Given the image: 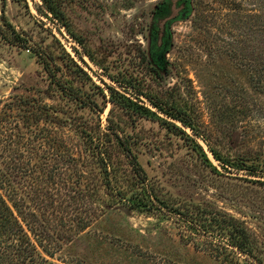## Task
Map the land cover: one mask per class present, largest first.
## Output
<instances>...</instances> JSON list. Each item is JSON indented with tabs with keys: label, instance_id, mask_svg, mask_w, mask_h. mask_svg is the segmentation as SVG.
Segmentation results:
<instances>
[{
	"label": "rangeland",
	"instance_id": "1",
	"mask_svg": "<svg viewBox=\"0 0 264 264\" xmlns=\"http://www.w3.org/2000/svg\"><path fill=\"white\" fill-rule=\"evenodd\" d=\"M64 9L73 36L41 0H0V25L9 22L31 47L0 35V99L31 94L64 103L44 60L56 80L97 103L75 110L82 119L102 127L111 119L133 136V152L169 207L204 211L206 220L233 217L252 249L238 253L224 235L210 240L171 210L118 203L53 256L42 252V264H264V173L224 170L206 145L264 168V91L248 67L263 41V0H64ZM109 87L181 127L216 170L181 132L112 104ZM149 101L191 117L198 134Z\"/></svg>",
	"mask_w": 264,
	"mask_h": 264
},
{
	"label": "trees",
	"instance_id": "2",
	"mask_svg": "<svg viewBox=\"0 0 264 264\" xmlns=\"http://www.w3.org/2000/svg\"><path fill=\"white\" fill-rule=\"evenodd\" d=\"M41 2L51 19L73 36L64 0ZM261 18L263 41L257 55L253 50L249 52L248 67L251 73L257 71L258 76L251 78L264 91V0ZM4 25L5 28L0 25L4 40L31 49L27 38L9 22L4 21ZM42 62L50 84L60 90L64 103L50 105L40 96L31 94L0 99V264H42V252L53 256L63 244L104 215V206L118 203L139 212L163 214L165 209L171 210L184 216L190 230L200 231L213 241H219L215 236L224 235L225 246L238 253H251L250 235L233 217L212 215L206 220L204 211L169 207L163 195L149 182L133 152L136 144L133 136L111 119H107L105 127L100 120L89 123L82 119L75 110L79 107L95 110L97 103L56 80L45 61ZM109 92L108 100L115 106L157 119L181 132L192 149L216 170L204 149L177 124L159 117L148 106L112 87ZM149 102L194 135L198 134L191 117ZM206 145L224 170L248 168L264 173V168L259 169L253 158L226 155Z\"/></svg>",
	"mask_w": 264,
	"mask_h": 264
}]
</instances>
